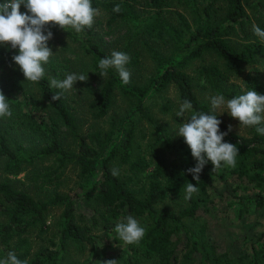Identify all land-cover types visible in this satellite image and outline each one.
Segmentation results:
<instances>
[{
    "label": "trees",
    "instance_id": "obj_1",
    "mask_svg": "<svg viewBox=\"0 0 264 264\" xmlns=\"http://www.w3.org/2000/svg\"><path fill=\"white\" fill-rule=\"evenodd\" d=\"M179 1L192 12L191 22L178 13L170 16L171 6L167 0H145L144 4L140 0H92V6L106 16L104 36L112 34L113 26L125 25L134 36L161 46V49L147 47L155 63V73L143 83L123 84L114 68L108 69V76L100 81L95 97L87 106L92 118L106 117L116 96L131 105L129 114L113 122L108 130H83L76 108L72 109L67 102L66 92L59 100H52V96L61 91L50 86L52 78L60 77L55 58L47 63L53 75H44L39 82H32L43 102L46 120L36 121L23 113L20 103L13 98L20 87L11 83L9 77L0 80V91L13 113L11 117H0L2 173L18 176L27 172L35 186L40 180L46 183L44 195L35 197L26 190L17 189L10 179L0 180V216L5 219L0 222V259L14 252L18 259L27 260L28 264H64L68 246L72 245L79 252L89 247L93 259L116 260V264H235L233 256L219 253L209 241L198 216L202 211L206 213L207 187L218 173L222 177L230 174L246 180L256 189L262 187L264 135L257 134L254 126H248V137L233 130L228 132L229 125L197 98L194 87L232 98L237 96L236 91L223 93V85L231 75L248 67L251 69L244 80L246 91L255 90L264 95V84L258 80L255 69L264 59V42L244 29L250 22L245 10V5H249L245 0ZM117 4L121 6L120 13L113 12ZM256 23L264 30V17ZM96 25L102 26V22L97 21ZM67 29L48 24L45 34L48 30L55 34ZM92 29L83 30L85 37L71 36L80 43L93 69L100 71L99 60L110 55L101 38H90ZM234 34L244 39L238 46L230 39ZM17 54L18 49L11 47L2 50L0 66ZM211 56L219 61L204 62V58ZM200 60L203 63L192 69ZM129 65L138 66L137 53L130 56ZM190 68L195 75L189 74ZM171 85L177 90L179 104L188 99L194 111L214 114L221 120L220 130L228 132L224 142L238 148L235 167L222 163L213 171L209 162L197 182L187 172L196 161L183 137L174 144L160 128L157 141L167 151H172L173 158L165 162L156 154H152L150 160L140 153L135 155L134 116L138 114L152 122L146 101ZM46 162L50 165L44 166ZM114 163L125 166L128 174L114 177L111 174ZM68 166L77 169L79 181L75 189L60 193L55 189L61 185L60 179ZM43 167L46 170L40 172ZM187 183L197 186L199 191L186 200L185 208L174 211L167 206L161 207L166 200L182 199ZM47 185L55 189L49 190ZM255 202L256 206L264 208V198H256ZM55 208L61 209L56 222L59 244L56 248L41 246L34 251L29 234L33 230L45 232L48 214ZM129 215L146 229L138 244L128 245L113 236L112 243L117 246H108L91 233L101 225L103 233L114 234L116 223ZM190 221L198 225L197 230L187 226ZM105 250H116V254H106ZM263 262L264 247L261 246L253 250L249 264Z\"/></svg>",
    "mask_w": 264,
    "mask_h": 264
},
{
    "label": "rangeland",
    "instance_id": "obj_2",
    "mask_svg": "<svg viewBox=\"0 0 264 264\" xmlns=\"http://www.w3.org/2000/svg\"><path fill=\"white\" fill-rule=\"evenodd\" d=\"M140 2L144 4L145 0H140ZM167 2L171 6L169 9L171 12V14H169L170 16L174 17L176 13H178L183 15L187 21H192L194 16L183 2L179 0H167ZM245 2L249 5H245V10L250 17V22L244 29L246 33L252 34V25L257 24V19L264 17V0H245ZM141 9L142 7H140V11H142ZM26 11L25 7L21 5L20 12L23 14ZM145 12L147 11L145 10ZM150 12L149 10V13ZM97 21H101L102 26H97ZM105 22L106 16L102 13L94 17L90 38H101L104 41V47L109 55H111V52L114 50L124 52L129 57L137 53L138 66L134 68L130 66L128 62L126 68L131 73V82L143 83L155 73V63L151 59L147 47L161 49V46L155 43L153 44L150 40L147 41L142 37L134 36L125 25L113 26L112 34L104 36L107 31ZM46 28H48V25H46ZM71 34L80 38L85 37L84 31L77 33L74 29L68 27L67 30L57 31L53 34V38L48 41V46L53 52L50 58H55L56 65L58 66L57 69L60 75L58 79L62 80L65 78L66 74L70 73L88 76L86 81H77L74 87L66 92L67 102L72 109L76 108L75 112L79 117L83 130H108L113 122L123 119L129 114L131 105L126 99L116 96L113 108L106 117L101 120L92 118V114L87 108L88 103L91 98L95 97L94 95L98 91L100 81L106 79L108 75L101 77L99 75L101 70L96 71L93 69L90 59L80 48V43L72 38ZM230 39L236 46L244 41L243 38L235 34L231 35ZM9 47H11L10 44L0 45V52ZM127 47L128 50L125 51ZM1 60L2 57L0 56V61ZM208 60L219 61L212 56L204 58V62ZM202 63L201 60L195 62L192 69H195ZM43 66L46 76L49 74L53 75L47 64ZM192 69H188V72L193 76L195 74L192 72ZM250 69L251 68L246 67L242 72L231 75L229 80L223 85L222 92L228 93L236 91L237 96L246 92L244 80L249 74ZM255 69L257 70L258 80L260 83L264 84V59L258 62ZM7 77L11 78V83L14 82L16 86L20 87L19 90L13 93V98L20 103L21 111L36 121L46 120L42 111L43 102L40 100L34 84L25 80L22 71L19 66L15 64L12 57L0 66V80ZM194 92L197 98L206 103L210 109V98L218 94L201 90L198 86L194 87ZM225 98L226 100L230 99L227 96H225ZM146 106L152 117V122L141 118L138 114L134 116L135 155L140 153L141 156L150 160L152 154H156L165 162H168L169 159L173 158V154L172 151H167L161 142L157 141L159 136L158 128L164 130L168 138L176 144L178 139H180V136L176 135L178 126L185 122L190 114L185 113L183 117H178L176 115V112L179 111L180 104L177 90L173 85L169 86L167 90L157 93L148 99L146 101ZM215 113L228 125H231L233 132L236 134L242 137H248L250 135L249 127L240 125L238 119L231 117L227 113L226 107L217 109ZM67 142L71 144L69 140ZM49 165L50 163H44V166ZM113 167L119 170L120 175L125 173L128 174L125 166H119L118 163H114ZM43 168L44 169L40 172L46 170V167ZM6 178L12 180L17 189L26 190V192L28 191L27 193L32 196L42 197L44 195L43 190L46 183H42L43 181L40 180L38 181L39 185L35 186L34 182L30 181L31 175L27 172L18 176L4 175L0 162V180ZM78 181L77 169L73 166H68L60 179L61 185L57 189L48 185L47 187L49 190L55 189L60 193H68L77 187ZM207 192L209 196L207 205L205 206L206 213L202 211L198 216L200 219L199 224H203L206 228V237L211 243L215 244L219 253L226 252L229 256H233V258L236 259L235 264H249L253 250L261 246L264 247V208L255 205L256 198H264V184L260 189H256L246 180L236 179L230 174L222 177L221 174L218 173L211 178L207 187ZM184 196L178 201L166 200L161 204V207L167 206L174 211H179L187 206ZM60 212V208L51 210L48 214L47 229L45 232L40 233L37 230L30 232L29 238L34 251L41 246L50 248H56L58 246L59 236L57 234L56 222ZM85 219L87 225L90 226L91 222L87 217ZM4 220V217L0 216V222ZM187 226L192 230L198 229V225L191 223V221L187 222ZM100 227L92 229L91 233L96 236L102 244L117 246L116 243H112V238L113 236L119 238V236L116 233L106 235L103 233V230H100ZM105 251L106 254L110 252L109 250ZM110 253L115 255L116 250ZM123 256L127 257V254ZM86 262H90V264H99V262H102V259H93L89 247L79 252L72 245L68 246L64 264H84Z\"/></svg>",
    "mask_w": 264,
    "mask_h": 264
},
{
    "label": "clouds",
    "instance_id": "obj_3",
    "mask_svg": "<svg viewBox=\"0 0 264 264\" xmlns=\"http://www.w3.org/2000/svg\"><path fill=\"white\" fill-rule=\"evenodd\" d=\"M21 5L27 10L23 14L20 12ZM121 10L119 4L113 8L115 13H120ZM97 15L99 9L92 6V0H4L0 3V45L10 44L12 49H18V54L12 59L19 66L25 80L39 82L45 75L43 65L53 55L48 46L53 33L48 30L45 34L46 25H58L62 29L71 27L79 33L85 28L90 29ZM252 30L264 42V30L256 24L252 25ZM129 59L124 52L112 51L110 56L99 60V75L107 76L108 69L114 68L122 83L129 84L131 73L126 68ZM87 79L88 76L76 73L66 74L62 80L52 78L50 86L61 90L52 96V100H59L77 81ZM210 104L213 113L226 107L227 113L238 119L240 125L254 126L257 134L264 135V95L249 90L226 100L224 95L217 94L210 98ZM185 113L190 115L178 126L176 135L183 137L196 161L194 167L187 169L192 178L199 182L200 173L209 162L213 165V171L220 168L222 163L226 167H235L238 148L230 142H224L232 126L229 125L228 132H222L219 127L221 120L217 115L194 111L193 104L188 99L180 103L176 115L183 117ZM12 114L7 98L0 91V117H11ZM111 174L118 176L119 170L113 168ZM184 191V199L190 200L199 189L192 183H187ZM114 231L128 245L138 244L146 233L145 227L131 215L116 223ZM0 264H28V261H21L14 252H8L6 259H0ZM99 264H116V260H106Z\"/></svg>",
    "mask_w": 264,
    "mask_h": 264
}]
</instances>
